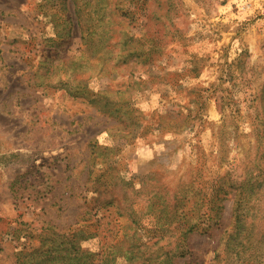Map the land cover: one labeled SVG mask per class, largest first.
I'll list each match as a JSON object with an SVG mask.
<instances>
[{"label": "rangeland", "instance_id": "1", "mask_svg": "<svg viewBox=\"0 0 264 264\" xmlns=\"http://www.w3.org/2000/svg\"><path fill=\"white\" fill-rule=\"evenodd\" d=\"M77 262L264 264V0H0V264Z\"/></svg>", "mask_w": 264, "mask_h": 264}, {"label": "trees", "instance_id": "2", "mask_svg": "<svg viewBox=\"0 0 264 264\" xmlns=\"http://www.w3.org/2000/svg\"><path fill=\"white\" fill-rule=\"evenodd\" d=\"M176 207H179V205L176 204ZM181 208H184V207H181ZM150 211H151V210H150ZM152 211H155V210L152 209ZM195 225H196V223H193L192 225H190V227L192 228V227L195 226ZM123 235H124V233L122 234V237H121V238H120V237L118 238V237L116 236V239H115V240H116V241H118V240L122 241ZM77 264H81V263L77 262ZM82 264H86V263L84 262V263H82ZM100 264H102V263H100Z\"/></svg>", "mask_w": 264, "mask_h": 264}]
</instances>
